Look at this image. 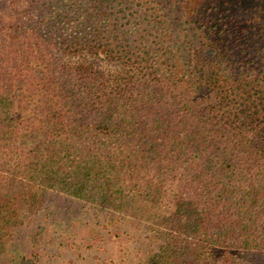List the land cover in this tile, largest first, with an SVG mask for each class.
<instances>
[{"label": "trees", "instance_id": "trees-1", "mask_svg": "<svg viewBox=\"0 0 264 264\" xmlns=\"http://www.w3.org/2000/svg\"><path fill=\"white\" fill-rule=\"evenodd\" d=\"M0 264H264V0H0Z\"/></svg>", "mask_w": 264, "mask_h": 264}, {"label": "rangeland", "instance_id": "rangeland-1", "mask_svg": "<svg viewBox=\"0 0 264 264\" xmlns=\"http://www.w3.org/2000/svg\"><path fill=\"white\" fill-rule=\"evenodd\" d=\"M120 248H121V240L120 241H108L105 243V247L101 251H93L89 256H97L100 255L102 257L108 259H117L120 255Z\"/></svg>", "mask_w": 264, "mask_h": 264}]
</instances>
